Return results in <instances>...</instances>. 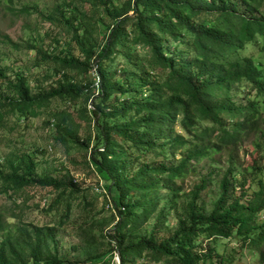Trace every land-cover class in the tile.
<instances>
[{
    "label": "trees",
    "instance_id": "16d2710c",
    "mask_svg": "<svg viewBox=\"0 0 264 264\" xmlns=\"http://www.w3.org/2000/svg\"><path fill=\"white\" fill-rule=\"evenodd\" d=\"M0 13L37 15L70 36L66 51L58 38L52 50L29 46L55 78L38 92L26 73L9 77L0 65V128L44 118L52 142L94 177L86 186L64 164L55 177L37 175L30 155L2 159L0 195L18 209L0 207V264H234L263 250L264 0H68L50 13L0 0ZM3 44L20 49L0 32ZM247 144L252 162L238 171ZM225 155L231 165L208 213L212 174L188 192L185 184ZM27 191L42 193L50 223L21 218ZM66 230L82 241L78 258L62 253ZM231 240V253L218 252Z\"/></svg>",
    "mask_w": 264,
    "mask_h": 264
},
{
    "label": "rangeland",
    "instance_id": "374dc122",
    "mask_svg": "<svg viewBox=\"0 0 264 264\" xmlns=\"http://www.w3.org/2000/svg\"><path fill=\"white\" fill-rule=\"evenodd\" d=\"M64 1L68 0H13L12 3L8 0H1V4L5 7L9 6L18 9L30 7L38 9L44 13H50L57 3H62ZM0 32L9 35L14 44L20 47V49L17 50L5 44L0 45V65L5 68V72L8 76L13 77L19 72L26 73L34 92H38L45 87L50 86L55 79L52 71L36 67L35 59L37 57L35 52L30 51L28 48L31 44L38 43L46 50H52L56 48L54 42L55 39L58 38L63 50L66 51L69 50L70 36L56 28L53 29L48 24H44L40 21L37 15L26 20H19L8 17L3 13H0ZM46 32H48L50 36H45ZM72 50H75V53H77L75 47ZM50 148H52V150ZM12 151L34 157L37 162V175L60 176L58 172L61 170V164H64L71 172H73L75 178L79 182L84 183L86 186L94 184V177L84 166L81 165L82 159L79 160L77 158V163H74L73 165V163L70 162L72 158L65 157L61 148L57 147L52 142L51 130L48 128L45 119L42 117L32 119L25 131L19 129L16 133H13L0 128V163H3L4 160L2 159L9 156V153ZM252 151V147L248 144L240 150L236 155V160L234 162V168L236 170L241 171V166H247L252 162V157L250 155ZM230 163L231 160H229L228 155L221 157L220 160L204 161L197 167V175L190 178L185 184V190L188 192L200 177L206 176L210 173L212 174L211 185L201 198L202 205L207 209L208 213L211 212L214 203L220 195L219 181L231 165ZM37 192L38 191L26 192L27 195L23 198L26 202L21 204L22 209L24 210L21 218L26 222L48 224L50 223L51 218L46 217L43 213L47 201L41 204L39 197H41L42 193ZM93 193L97 196L95 204L96 209L100 211L106 203L100 193L96 191ZM49 199H51V197ZM166 203H168V200L164 201L163 205H167ZM180 203L182 204V201ZM2 206L13 210L18 209L16 208L17 205L13 203L11 199L0 195V207ZM176 216L177 215L174 212L169 215L168 224L172 228L176 227ZM260 220L264 221V214H261ZM11 221L17 222V220L13 219H11ZM59 241L62 253L65 256L69 258H78V256H80V252H78L77 249L82 248V241L73 234L72 231H62L59 234ZM236 247V242L231 240L220 241L216 248L218 252L223 254L225 252L231 253ZM261 254L264 255V247L261 252L245 250L244 252H240L239 257L234 264H264V260L261 261ZM114 261L116 263L117 258H115Z\"/></svg>",
    "mask_w": 264,
    "mask_h": 264
},
{
    "label": "water",
    "instance_id": "95a60500",
    "mask_svg": "<svg viewBox=\"0 0 264 264\" xmlns=\"http://www.w3.org/2000/svg\"><path fill=\"white\" fill-rule=\"evenodd\" d=\"M117 262L120 264V258L119 257H117Z\"/></svg>",
    "mask_w": 264,
    "mask_h": 264
}]
</instances>
